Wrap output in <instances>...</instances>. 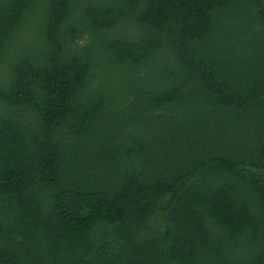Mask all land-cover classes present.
<instances>
[{
    "label": "trees",
    "instance_id": "obj_1",
    "mask_svg": "<svg viewBox=\"0 0 264 264\" xmlns=\"http://www.w3.org/2000/svg\"><path fill=\"white\" fill-rule=\"evenodd\" d=\"M0 264H264V0H0Z\"/></svg>",
    "mask_w": 264,
    "mask_h": 264
}]
</instances>
